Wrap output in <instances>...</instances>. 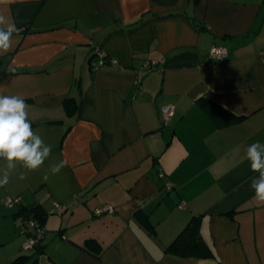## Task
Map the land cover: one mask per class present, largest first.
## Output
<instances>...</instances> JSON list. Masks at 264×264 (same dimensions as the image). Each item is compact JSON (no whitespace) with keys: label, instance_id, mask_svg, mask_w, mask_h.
Here are the masks:
<instances>
[{"label":"crops","instance_id":"obj_1","mask_svg":"<svg viewBox=\"0 0 264 264\" xmlns=\"http://www.w3.org/2000/svg\"><path fill=\"white\" fill-rule=\"evenodd\" d=\"M0 17L18 29L0 95L25 100L51 149L34 170L0 159V264H264L260 172L247 159L264 146V0H0ZM220 45L227 58L209 61ZM95 48L117 64L91 70ZM146 62L156 69L140 72ZM201 98L240 120L218 129ZM162 106L174 107L164 127ZM29 208L46 233L23 252ZM192 218L210 259L165 252Z\"/></svg>","mask_w":264,"mask_h":264},{"label":"clouds","instance_id":"obj_2","mask_svg":"<svg viewBox=\"0 0 264 264\" xmlns=\"http://www.w3.org/2000/svg\"><path fill=\"white\" fill-rule=\"evenodd\" d=\"M17 33L14 23L0 17V56L11 50V41ZM27 107L25 100L19 96L0 95V159L7 161L9 168L19 163L28 170L37 169L51 150L42 147L41 138L33 131ZM247 159L251 169L260 172V177L251 186L257 201L264 202V146H248ZM60 167L62 164L53 168L52 172H58ZM7 182L8 174L0 175V186Z\"/></svg>","mask_w":264,"mask_h":264},{"label":"trees","instance_id":"obj_3","mask_svg":"<svg viewBox=\"0 0 264 264\" xmlns=\"http://www.w3.org/2000/svg\"><path fill=\"white\" fill-rule=\"evenodd\" d=\"M93 52V50H92ZM90 57L92 58L93 53ZM90 58V60H91ZM66 111L69 117L74 116L79 108V104L74 99H70L65 102ZM200 109L205 115L213 121L218 129H223L230 125L237 123L240 118H236L231 113L220 107L215 102L201 98L198 101ZM160 111V110H159ZM160 116V114H159ZM163 126V125H162ZM164 127V126H163ZM20 203V202H19ZM18 205V204H17ZM25 218L22 226L25 225L28 220H35L43 226V216L40 213L39 208L24 209L20 212ZM230 216V215H229ZM200 218H192L185 228L177 235V237L166 248L165 252L169 255L178 258H198V259H210L213 254L207 244L201 237L200 230ZM148 231L153 233L152 226L146 224ZM21 230V229H20ZM40 247V244L36 247V250Z\"/></svg>","mask_w":264,"mask_h":264},{"label":"built area","instance_id":"obj_4","mask_svg":"<svg viewBox=\"0 0 264 264\" xmlns=\"http://www.w3.org/2000/svg\"><path fill=\"white\" fill-rule=\"evenodd\" d=\"M93 55L92 58L89 62L90 68L91 70H98L100 68H105L107 66H115L117 64L116 60L110 59L108 58V56L100 49L95 48L93 49ZM228 49L225 46H212L209 51H208V55L207 58L209 61L212 62H221L224 59L227 58L228 56ZM155 62H146L142 65V67L140 68V72H152L154 69H156L155 67ZM138 85V83L136 82V86ZM174 113V107L172 106H162L160 107V121L162 123L163 126H167L170 124L171 120H172V116ZM160 177H164L163 174L159 175ZM164 189L166 191H169L171 189V185L170 183H166ZM20 199L19 198H5L4 199V204L7 207H13L17 204H19ZM185 207L184 203H181L179 208L183 209ZM58 209H60V205L59 204H55L54 208L51 210V213L56 212ZM114 210L111 206H103L99 209H97L94 214L96 216H100L102 214H106V213H113ZM20 233L22 235L25 236V242L22 245V251L23 252H31V251H35L36 247L41 244V241L43 240L44 236H45V228L40 225V223H38L35 220H28L26 221L25 225L21 227Z\"/></svg>","mask_w":264,"mask_h":264}]
</instances>
